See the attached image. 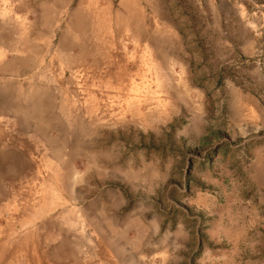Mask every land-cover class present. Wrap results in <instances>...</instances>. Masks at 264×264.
<instances>
[{"label":"rangeland","instance_id":"rangeland-1","mask_svg":"<svg viewBox=\"0 0 264 264\" xmlns=\"http://www.w3.org/2000/svg\"><path fill=\"white\" fill-rule=\"evenodd\" d=\"M29 33L0 68V264H264V0H0V66Z\"/></svg>","mask_w":264,"mask_h":264},{"label":"crops","instance_id":"crops-1","mask_svg":"<svg viewBox=\"0 0 264 264\" xmlns=\"http://www.w3.org/2000/svg\"><path fill=\"white\" fill-rule=\"evenodd\" d=\"M128 3H130V2H128ZM129 5V4H128ZM49 9L50 8H46V10H44V12H43V19L44 20H40V23H41V25L43 24V23H46L47 22V18H46V16L48 15V13H49ZM132 13V12H131ZM80 18H81V21H80V24L81 25H83V18H82V16H80ZM77 19H79L78 18V16H77ZM75 24V23H74ZM15 28H18L17 26L15 27ZM36 29H37V33L39 34H43L44 33V28H43V26L42 27H36ZM44 35V34H43ZM30 38H32V35L29 33V37L27 38V42H29L30 43V48H29V51L26 53V54H23V55H21V56H18L17 57V59L16 60H12V61H7L6 63H4L3 65H1L0 66V68L2 69V70H5V69H8V70H15L14 68H13V63L14 62H21V59H22V64L23 65H25L26 66V63H31L32 65H34V63H32V61H33V56L36 54V52L38 51V48L36 49V46H35V44L33 43V41L31 42V40H30ZM66 40L62 37V40L60 41V43H58L57 44V46L54 48V50H53V52L56 54V53H58V52H61L60 50H61V48H62V45H63V43L65 42ZM82 43V42H81ZM136 44H138V43H136ZM77 45H78V47H82V44H78L77 43ZM17 51H19V49H17ZM24 52V51H23ZM21 58V59H20ZM73 75H75V71L73 70ZM71 75H72V73H71ZM16 78V77H15ZM17 79V78H16ZM19 81H17L16 83H18ZM18 84H20V83H18ZM75 85L78 87V88H81L80 89V91L81 92H83V90H82V86L80 85V83H78L77 84V82H75ZM39 88L40 87H38L37 85H31V88H29V90H27L26 92H24V93H26V100H27V97H29L30 96V99H28V102L26 101H20L19 103L20 104H22V109H24V110H28V113L30 112V110H32L31 111V114H35L36 113V111H39V113L38 114H42V110H44L43 108H47V106L48 105H50L51 106V103L53 102V100H54V98H55V95L52 93V91H50V90H44L43 91V94H44V96H42V97H40L39 96V94H38V90H39ZM43 89H45V87H43ZM79 91V90H78ZM45 92V93H44ZM42 94V95H43ZM38 95V96H37ZM23 99H24V97H22ZM33 100V101H32ZM54 103V102H53ZM20 106V105H19ZM26 107V108H25ZM31 107V108H30ZM43 107V108H42ZM258 108H260V107H258ZM259 111H262V108L261 109H259ZM261 115H262V112L260 113ZM40 120L41 121H47L48 119H46V117H44V116H41L40 117ZM44 123V122H43ZM16 153H18V152H16ZM260 154H258L256 157H255V159H254V163H253V165H251L250 167V174H252V176L254 177V175H259V176H262V175H264V150H262V151H260L259 152ZM41 206H43V205H40V207L39 208H41L42 209V207ZM37 213H39V210H37ZM24 222H26L25 220H24ZM209 231V230H208ZM182 232H184V231H181V233ZM197 232V231H196ZM202 233H204L203 231H201ZM172 233V231H170V230H165V232H164V235L165 236H170V235H172V236H174V237H176L175 236V233L174 234H171ZM189 233V232H188ZM205 233H207V235H209V233L211 234V232H205ZM222 235V232L220 233V232H218V235ZM247 235V233H245V235L244 236H246ZM2 240H0V246H1V243H4V241L5 240H8V239H5V238H1ZM2 253V250H0V254ZM38 258V257H37ZM39 264V263H38Z\"/></svg>","mask_w":264,"mask_h":264},{"label":"bare ground","instance_id":"bare-ground-1","mask_svg":"<svg viewBox=\"0 0 264 264\" xmlns=\"http://www.w3.org/2000/svg\"><path fill=\"white\" fill-rule=\"evenodd\" d=\"M20 15V14H19ZM21 16V15H20ZM23 18V17H22ZM17 19H20V17L19 16H17ZM23 36V35H22ZM33 101V100H32ZM31 108V107H30ZM43 108V107H42ZM43 109H45V108H43ZM36 114V113H35Z\"/></svg>","mask_w":264,"mask_h":264}]
</instances>
